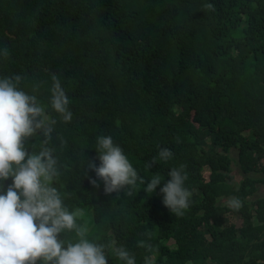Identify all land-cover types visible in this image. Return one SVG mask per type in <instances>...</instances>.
Listing matches in <instances>:
<instances>
[{"label": "trees", "instance_id": "1", "mask_svg": "<svg viewBox=\"0 0 264 264\" xmlns=\"http://www.w3.org/2000/svg\"><path fill=\"white\" fill-rule=\"evenodd\" d=\"M5 47L0 78L24 77L20 87L57 120L53 186L69 210H83L77 223L89 240L115 237L136 264H264V0H0ZM50 73L69 98L68 123L48 107ZM101 135L144 181L184 165L192 193L184 214L162 205V184L153 194L140 181L118 194L92 186L84 166ZM30 143L29 151L42 147L39 137ZM161 148L173 154L167 162ZM231 197L243 202L238 211L222 202ZM106 251L108 264H122Z\"/></svg>", "mask_w": 264, "mask_h": 264}, {"label": "clouds", "instance_id": "2", "mask_svg": "<svg viewBox=\"0 0 264 264\" xmlns=\"http://www.w3.org/2000/svg\"><path fill=\"white\" fill-rule=\"evenodd\" d=\"M205 8L212 9L213 5L206 4ZM8 54L6 47L0 50V56ZM50 79L48 107L68 123L73 115L69 98L59 76L50 73ZM23 80L19 74L0 78V264H108V248L122 264H136L135 257L118 245L115 237L107 245L89 240L87 230L77 223L83 210H69L64 204L60 191L53 186L61 175L55 149L48 146L57 120L36 95L20 87ZM40 86L34 83L32 93ZM33 137L42 142L39 151L26 147ZM65 143L60 138L61 146ZM95 151L96 156L85 161L84 169L94 172L95 178L89 177V183L99 187L97 181H101L104 194H118L137 181L144 184L145 193L153 194L162 184L161 203L170 213L182 216L190 206L192 193L185 187L184 165L171 168L167 180L155 175L144 181L110 135L96 137ZM158 155L167 162L173 154L161 148ZM153 164L155 158L146 166ZM9 179L11 183L5 187L4 181ZM225 205L238 211L243 202L231 197ZM65 232H74L77 239L66 241L62 235ZM138 244L146 246L144 241ZM146 247L151 250V245ZM145 264L154 262L145 258Z\"/></svg>", "mask_w": 264, "mask_h": 264}, {"label": "rangeland", "instance_id": "3", "mask_svg": "<svg viewBox=\"0 0 264 264\" xmlns=\"http://www.w3.org/2000/svg\"><path fill=\"white\" fill-rule=\"evenodd\" d=\"M232 156H236V154L233 152L232 153ZM234 162L232 161V173H233V175H234V181H236V182H238V180H239V178L241 177V172H240V169H239V167H238V165L237 164H233ZM259 165L260 164H256L255 166H254V169H255V171H254V173H253V175L254 176H257V175H259ZM262 191H263V185H259V189H258V192H257V194H255L254 196H252L251 198H254V197H258L259 195H261V193H262ZM228 199H223L222 200V202H224V201H227ZM226 218H227V222L228 223H235L236 225H240V223H241V220H240V218L238 217V216H234V215H226ZM171 243H173V240H169L168 241V244H171Z\"/></svg>", "mask_w": 264, "mask_h": 264}, {"label": "crops", "instance_id": "4", "mask_svg": "<svg viewBox=\"0 0 264 264\" xmlns=\"http://www.w3.org/2000/svg\"><path fill=\"white\" fill-rule=\"evenodd\" d=\"M262 163H264V159H262ZM259 187V186H258ZM259 189V188H258Z\"/></svg>", "mask_w": 264, "mask_h": 264}]
</instances>
